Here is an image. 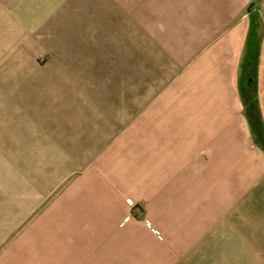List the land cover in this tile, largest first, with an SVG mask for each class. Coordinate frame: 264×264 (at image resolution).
I'll return each mask as SVG.
<instances>
[{
    "label": "crops",
    "instance_id": "0c3cea01",
    "mask_svg": "<svg viewBox=\"0 0 264 264\" xmlns=\"http://www.w3.org/2000/svg\"><path fill=\"white\" fill-rule=\"evenodd\" d=\"M251 44L258 128L241 87ZM1 51L0 264H264V0H0ZM69 73L103 92L49 123L48 89ZM22 74L43 87L28 116L13 109ZM72 129L97 155L46 203L31 154Z\"/></svg>",
    "mask_w": 264,
    "mask_h": 264
},
{
    "label": "rangeland",
    "instance_id": "374dc122",
    "mask_svg": "<svg viewBox=\"0 0 264 264\" xmlns=\"http://www.w3.org/2000/svg\"><path fill=\"white\" fill-rule=\"evenodd\" d=\"M3 52L1 51L0 53V69H2V66L4 63L7 61L8 57L6 55H1ZM33 64L34 65H45L48 66L50 65V58L45 57L44 55H41V52H37L35 56L33 57ZM52 70V69H51ZM48 71L46 76L48 80L54 79L57 74L53 73L52 71ZM7 72H1L0 70V76H7ZM24 74H22L21 78L19 77L15 78L14 84L15 87H18V94L21 95L17 99L13 100V109L16 113L18 114H25V115H32L31 112H38L40 108L45 107V102L42 101V96H41V89L43 88L39 83L32 82L30 84L28 79H25ZM62 75V79L59 78V80H63L60 84L63 85L61 88H54V89H48V103L53 100V104H49V111L47 112L48 115V122H55L56 116L54 113L56 112V109L61 112V110H65L64 112L70 113L71 108H72V99L74 98H80V97H89V98H94V96L97 93H102V89H97V90H92L89 88H84V89H78V88H73L71 87L74 85L73 83L75 81H79L80 83H88V80L90 79L89 74H81V73H75V74H60ZM76 79V80H75ZM0 83L5 84L3 79L0 78ZM3 81V82H2ZM18 85V86H17ZM3 89V92L9 91V89H13L12 87L8 88H1ZM26 95V96H24ZM0 99H4L1 97L0 94ZM10 100V99H8ZM57 101L60 103L58 104ZM12 107V105H11ZM26 109V110H24ZM11 110V109H10ZM92 113V112H91ZM90 114V112H88ZM87 116L91 119L88 121L84 122H79V123H84L81 125H85V129L89 124H95L96 126L98 125V121H94L93 118L95 119V114L92 113L90 114L91 116ZM86 116V115H85ZM98 116V115H97ZM66 122V121H65ZM69 127H72V122H68ZM95 126V127H96ZM28 128V126H26ZM78 128V127H77ZM23 128H21L22 131ZM26 129V128H25ZM88 131V130H87ZM86 131V132H87ZM21 134V136H20ZM20 134H17V136H20V139L22 138L23 134L20 132ZM79 131H76L75 129H72V131L65 132L62 143L57 147L56 145H49L48 146V152L46 153H32L31 154V160L34 162L33 164L37 165V168H33V181L36 179L39 180L45 177L47 179V185H48V201L46 203H50L52 199L57 194L56 188L59 183H61L63 180H65L73 173V169L79 171L82 169L85 165H87L93 157L97 154H88L83 151H76L79 150L78 148L81 149V147H77L76 143L74 145L70 144L72 142V139H75V142L78 141ZM45 137V134L42 135ZM69 136H71L69 138ZM60 150H59V149ZM62 149H65L66 151H61ZM69 150V151H67ZM74 150V151H71ZM19 156H23V154H17ZM30 155V154H29ZM41 165V168H40ZM41 169V170H40ZM41 172V173H40ZM75 173V172H74ZM59 187V186H58ZM61 187V186H60ZM63 187V186H62Z\"/></svg>",
    "mask_w": 264,
    "mask_h": 264
},
{
    "label": "trees",
    "instance_id": "16d2710c",
    "mask_svg": "<svg viewBox=\"0 0 264 264\" xmlns=\"http://www.w3.org/2000/svg\"><path fill=\"white\" fill-rule=\"evenodd\" d=\"M256 46L257 45L255 44H251L249 46L250 48L243 65L241 87L243 91L244 101L247 106L248 115L253 119L256 127L258 128V125H260V116H259L257 98H256V94H252L251 89L248 86L249 81L251 79H254V76H256L258 70L259 57H258V51L257 49H255L257 48ZM259 134L261 135L262 141L264 143V132L259 131Z\"/></svg>",
    "mask_w": 264,
    "mask_h": 264
}]
</instances>
